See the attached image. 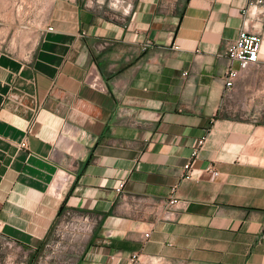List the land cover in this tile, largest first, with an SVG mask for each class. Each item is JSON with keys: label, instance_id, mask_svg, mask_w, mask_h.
<instances>
[{"label": "crops", "instance_id": "0c3cea01", "mask_svg": "<svg viewBox=\"0 0 264 264\" xmlns=\"http://www.w3.org/2000/svg\"><path fill=\"white\" fill-rule=\"evenodd\" d=\"M258 1L60 0L30 52L0 46V236L38 251L73 211L96 225L77 264H264V69L236 85L257 117L221 108L228 42L264 60Z\"/></svg>", "mask_w": 264, "mask_h": 264}, {"label": "rangeland", "instance_id": "374dc122", "mask_svg": "<svg viewBox=\"0 0 264 264\" xmlns=\"http://www.w3.org/2000/svg\"><path fill=\"white\" fill-rule=\"evenodd\" d=\"M59 1L0 0V46L8 52H30L46 32L48 16ZM124 1L86 0V4H102L113 15L121 9L124 11ZM69 219V222L61 220L53 239L38 251L29 250L0 236V264H77L86 245L92 240L93 231L83 228L76 216ZM66 223H71L68 228H65ZM81 225L84 231L80 229ZM60 227L62 229L58 233Z\"/></svg>", "mask_w": 264, "mask_h": 264}, {"label": "built area", "instance_id": "2783aa9c", "mask_svg": "<svg viewBox=\"0 0 264 264\" xmlns=\"http://www.w3.org/2000/svg\"><path fill=\"white\" fill-rule=\"evenodd\" d=\"M91 2H88L87 5L89 6L90 5L89 3ZM258 2L259 4H263L264 0H259ZM46 25H47L46 31L54 30V28L48 23V21L46 22ZM176 48L178 47L176 46ZM261 48H262V39L260 38V36L256 33L248 32V31H242L238 38L228 42L226 56L231 62V65L229 69L227 70L225 77H224L225 87H224V92H223L222 102H221L222 109H227L229 111L239 113V115H243L244 118L257 117V114L252 109H250L248 105L245 107L241 103L236 104L235 96H236V85H237L238 79L242 72H245L254 67L264 69V60H261ZM204 142H205V138L199 141L198 147L193 152V157L197 156ZM27 146H28V142L24 141L22 143V147H27ZM184 168H185V172H184L183 177L192 178L193 171H194L192 160H190L184 166ZM209 171H212L216 175L219 174L213 168H210ZM120 190L121 188L119 189V191ZM177 190H178V185H175L172 188V194L170 195L168 201H166V203L163 205V209H161L160 207L156 209L155 216L157 219H163L165 214H166L165 216L172 214L173 211L171 210V208L174 206H177L180 203V200L176 196ZM75 216L78 218L77 220H81L82 222L81 224L83 225V228L85 227L86 229H89L90 231L95 230V227H96L95 222L92 220V218L88 216H84V215L75 213L73 211H68L65 213V216L63 219H66L67 222H69L70 221L69 218H72V217L75 218ZM70 224L71 223H66L65 228H68ZM82 225L80 227L81 230H82ZM61 229L62 227L59 228L58 233L61 231ZM150 236H151L150 233L148 232L145 233L144 241L147 242L150 239ZM88 245L89 243L86 245L84 251H86ZM138 258H139V255L136 254L131 258V261L135 263L138 260Z\"/></svg>", "mask_w": 264, "mask_h": 264}]
</instances>
